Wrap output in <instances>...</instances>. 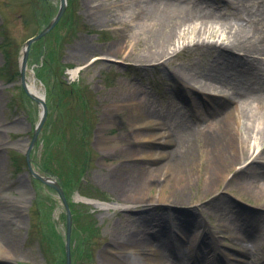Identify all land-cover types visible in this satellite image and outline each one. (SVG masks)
<instances>
[{
  "label": "rangeland",
  "instance_id": "1",
  "mask_svg": "<svg viewBox=\"0 0 264 264\" xmlns=\"http://www.w3.org/2000/svg\"><path fill=\"white\" fill-rule=\"evenodd\" d=\"M70 1L72 2L71 7H68L65 14L67 19L62 18L64 20L59 21L58 27H54L53 32H50L43 40L46 43L41 41L33 46L35 52L32 50L28 61L27 80L28 82L35 81L41 91L47 94L46 99L49 104L48 116L39 137L41 139L44 135L46 141H41L39 145L37 143L33 151H35L36 161L43 163L46 159V149L51 146L52 139L56 134L63 132L64 140L58 141L52 149L50 147L51 151L47 159L54 171L62 170L65 174L74 173V183L70 185L71 198L75 201L74 207L83 215L78 223H87L86 226L91 227L92 225L94 229H92L93 240L89 242L91 255L84 256V258L79 257L77 264H124L120 256L130 250H120L118 243L114 247L111 246L113 232L136 230L141 224L138 217L146 216L154 221L155 218L161 216L162 210L149 204L137 207V204L120 198L114 189L113 183L117 179L116 174H111L114 163L130 162V159L121 154L117 156L113 154L114 144L104 143L101 139L104 137H113L118 140L124 138L122 142L117 143L140 147L148 142L131 139L128 131L145 109L141 108L140 113L134 112L130 110L131 106H124L118 100L113 101L110 95L114 92L128 91L129 86L134 83L140 84L143 88L145 106L152 105L155 108H161L163 112H175L179 109L181 115L194 123L195 111L189 108L193 98L188 96L190 89L183 86L181 79L193 71L197 73L193 83L194 87L203 89L200 81L203 77L200 72L204 68L206 70V66L210 67L218 51L233 41L235 30L248 31L257 22L247 14L232 11L225 14V19L212 21L207 24L208 27H201L202 31H199L200 25H182L175 38L176 46H172L175 50L172 49L171 55L163 59V64L156 62L142 67L134 60H124L122 56L101 58L102 51L113 41L117 38H125V33L119 29L122 25L96 23L88 14L83 0ZM236 1L224 0L232 7H237ZM32 4L40 8V13L43 8H46L43 15L51 10L55 14L59 0H34V2L31 0H0V67L6 64L5 55L12 60L11 66L8 67L10 70H4L3 73L0 70V224L9 220L8 225L12 228L10 230L1 224L5 235L12 241V245L3 246L6 255L0 257V264H47L48 256L40 243H37L36 236L50 230L49 225L52 220L56 229L62 234H65L66 230L64 207L58 194L41 183L36 188L27 170L19 173L14 167L13 151L24 154L22 152L23 142L32 138L41 113L38 103L23 92L18 75L19 60L26 40L46 25L40 22L41 14L38 19L34 17ZM113 12L118 15L120 8H114ZM76 21L79 22L77 26L80 30L74 32L72 23ZM226 21L228 24L225 23ZM45 45L49 51L54 47L55 53L53 58L50 54L47 56L46 61L42 62L41 72H37L35 67L38 62L46 58ZM100 47L102 48L98 49ZM38 49L39 51L36 52ZM231 52L235 56L244 54V51L240 50ZM257 56L264 66V54ZM52 62L58 69L56 70L57 77L54 78H51L52 74L48 73L54 68L51 65ZM65 65H67L65 70L60 72L59 68ZM77 67L81 68L78 73L74 74L73 70ZM9 79L13 81L8 82ZM76 83L87 88L84 91H87L88 115H91V118H87L85 108L76 101L70 108L67 107V111L65 110L66 105L61 107L57 105L61 97L67 96L71 85L72 87L77 86L78 88L75 87V89L78 91L79 86ZM215 86L210 87V91L205 95L206 99L203 100L200 96L201 101L208 108L211 107L210 103H215L217 99L224 97L231 99L234 104H239L240 110L248 109L252 114L257 112L255 104L248 102L250 99L240 102L237 97L238 93L235 95L226 85L215 83ZM195 96L197 97L198 94ZM65 101L68 104L70 102L67 97ZM199 104L202 103L199 101ZM261 111L259 109L255 118V129L249 136H246L244 131L250 121L244 117L240 119L239 131H242L248 139L245 148L248 152L243 153L234 166L224 167L223 176L217 180L215 191L206 193L203 190L209 157L201 151V142L195 139L182 137L186 140L185 144L179 141L177 134H173L171 141L158 144L165 153L158 154L156 158L133 159L132 161L153 167L161 161L170 160L171 173L168 177L164 178L165 173L161 170L155 171L160 180L151 187V192L156 196L173 191L176 175L179 173V175H187L188 169H191L190 162L195 164L191 183L188 182L185 190L188 195L203 199L204 205H201L197 211L199 220L206 229L205 238L215 244L222 255L217 260L211 259L209 263L204 259L196 261V255L193 253L191 256L194 258L191 259V264H216V262L218 264H264V210L260 209L264 205V191L254 186L251 177H248L250 172L247 171L249 165L253 163L257 166L264 165V158L257 157L264 146V132H257L258 128H264L263 120L259 121V117L263 114ZM63 117L69 122L63 123ZM167 125V122L162 119L161 123H151L150 127L153 129L162 127L161 129L166 132ZM69 137H72L71 143L67 142ZM86 138L91 141V161L88 163L89 168L85 173L84 183L80 186V176L83 165L86 164V155L83 154L82 149V146L87 143ZM116 146L118 147L119 144ZM169 150L173 151L168 152ZM38 169L42 171L39 167ZM241 169H243L241 176L236 177ZM225 173L226 177L223 178ZM242 174H244L243 177ZM261 184L259 183L258 186ZM25 186L27 192L23 190ZM253 188L259 191L253 192ZM76 189L97 197L95 199L100 200L99 205L80 201L81 195ZM38 192L41 203L34 205L33 200ZM13 206L20 209V215L14 216L12 213L5 212ZM42 210L43 213L40 215L39 212ZM174 215L173 220L166 219L168 224H178L177 213ZM245 215L263 228L255 235L256 242H240L235 237L241 232L240 228H243L240 224L244 223ZM3 244L2 241L1 245ZM241 247H245L248 254L244 255L239 250ZM47 253L51 256L53 250ZM59 260H61L60 256L56 264H62ZM172 264L183 263L174 261Z\"/></svg>",
  "mask_w": 264,
  "mask_h": 264
},
{
  "label": "bare ground",
  "instance_id": "2",
  "mask_svg": "<svg viewBox=\"0 0 264 264\" xmlns=\"http://www.w3.org/2000/svg\"><path fill=\"white\" fill-rule=\"evenodd\" d=\"M83 1L87 6L88 14L96 23L107 25L119 23L122 25L119 29L125 33V38H117L113 41L102 51L100 57L122 56L124 60H134L142 67L156 62L163 64V59L171 55L172 49L175 50L173 48L176 46L175 38L178 36L182 25H200L199 31H202L201 27H208L207 24L212 21L225 19V14L232 11L247 14L256 20L257 24L248 31L235 30L233 41L218 51L214 63L210 67L206 66V70L204 68L200 72L203 77L200 80L203 89L194 87L193 83L197 73L193 71L181 79L183 86L190 89L188 96L193 98L189 108L196 112H194V123L181 115L179 109L175 112H163L161 108H155L152 105L145 106V98L142 95L143 88L140 84L134 83L129 86L128 91L114 92L110 96L113 101L118 100L124 106H131L130 110L134 112L140 113L141 108L145 109L144 113H140L136 123L133 124L135 127L132 126L128 131L131 139H139L148 143H144L140 147L139 145L117 143L122 142L124 138L118 140L113 137H104L101 139L104 143L114 144L113 154L116 156L121 154L130 159V162L114 163L115 166L111 170V174H116L117 179L113 186L119 197L137 204V207L149 204L162 210L161 216H158L160 218L157 219V217L154 221L146 216L138 217L137 219L141 224L136 230L121 231V233L113 232V244L111 243V246L114 247L118 243L117 246L120 250H130V252L121 254L120 259L123 260V263L172 264L174 261H181L183 264H191V259L194 258L191 256L193 253L196 255V261L204 259L211 263V259H219L221 253L218 252L215 244L205 238L206 229L203 228L199 220L197 209L204 205L203 199L201 197L196 199L188 195L185 190L188 182L191 183L195 164L190 162L191 169H188L187 175H179L180 173L176 175L173 191L168 194L160 193L156 196L151 192V187L160 180L155 171L161 170L165 173L163 177H168L171 173L170 160L161 161L153 167L132 161L133 159L156 158L158 154L165 153L158 144L171 141L173 134H177L179 141L185 142V144L184 138L200 141L201 151L209 157L206 168L207 176L203 185V190L208 193L216 190L217 180L223 176L224 167L234 166L243 153L248 152V149H245L248 139L244 134L249 136L254 131L255 118L259 109L263 113L259 117V121L263 120L264 124V66L262 60L257 56L264 54V0H237V7H232L230 3L224 2V0ZM114 8H120L118 15L114 14ZM227 22L225 23L228 24ZM81 49H83L82 46ZM234 50L244 51V54L235 56L231 52ZM80 68L74 69L73 73H78ZM215 83L226 85L232 89L235 95L238 93L237 97L240 102L250 99L248 102L255 104L257 112L252 114L248 109L240 110L239 104H234L231 99L224 97L217 99L215 103H210L211 107L208 108L201 101L200 96L203 100L206 99L205 95L210 91V87L217 86ZM27 84L36 97L45 96L44 91H41L35 81L28 82L27 80ZM195 94L198 96L196 97ZM213 98L216 99L217 97ZM199 101L202 104H199ZM107 108L109 109L110 106L108 105ZM243 117L250 121L244 134L239 131L241 128L240 119ZM162 119L168 124L166 132L161 129L162 127L158 129L150 127L151 123H161ZM261 131L264 132L263 127L257 129V132ZM26 142L28 144V140ZM26 142H23V148L26 147ZM171 151L173 150L168 152ZM257 157L259 159L264 158V148ZM259 162L262 161L259 160ZM128 171L131 172L127 175ZM242 171L243 169L239 170L236 177H240ZM247 171L250 172L248 177H251L254 186L264 191V165L257 166L253 163L249 165ZM243 176L244 174H242ZM225 177L226 173L223 178ZM259 183H262L261 186H258ZM23 190L27 192L26 186L23 187ZM259 190L253 188L252 191ZM98 203L94 204L99 205ZM7 210L5 212L12 213L14 216L21 214L20 209L14 206ZM176 213L178 224H168L166 219L173 220ZM245 217L244 223L240 224L243 228H240L241 232L237 233L235 237L240 242H256L257 237L255 235L263 228L255 221H251L246 215ZM9 222L7 220L6 223L1 224L11 230L12 228L8 225ZM1 224L0 257L6 255L3 246L12 242L5 235V230ZM2 241L4 242L3 245H1ZM239 244L241 245V243ZM240 251L244 255L248 254L245 247H241Z\"/></svg>",
  "mask_w": 264,
  "mask_h": 264
},
{
  "label": "trees",
  "instance_id": "3",
  "mask_svg": "<svg viewBox=\"0 0 264 264\" xmlns=\"http://www.w3.org/2000/svg\"><path fill=\"white\" fill-rule=\"evenodd\" d=\"M71 7V6H70ZM47 18L46 20L50 17V12L48 14L45 15ZM64 19H67V16L63 17ZM62 19V20H64ZM73 25H75V22L72 23V28ZM54 51L55 48L53 47V50L50 48V52L49 54L51 56L54 55ZM7 68V66H5ZM4 67V69H5ZM75 91L77 93H79V90L77 91L75 89ZM67 105L65 106V110L67 111L68 109L66 108ZM63 123H67L69 121L66 120L65 117H63ZM72 122V121H71ZM71 122L69 123L71 126ZM49 139V138H48ZM47 139V140H48ZM62 141L64 140V135L63 132L62 134H56L54 136V138L52 139V144L51 146H48V148L46 149V159L44 161V166H46V168H50L52 169L51 165L49 164V160L47 159V156H49L50 154V147L51 149L57 144L58 141ZM51 140V139H50ZM51 142V141H50ZM54 145V146H53ZM67 146V143L65 142V147ZM83 152H86L85 146H82ZM16 166L19 168V170H21L23 168L24 163L22 161H19V159H17L15 161ZM58 174L62 177L63 179V185L65 187L67 196H68V192L67 190H69V187L71 184L74 183V173H64L62 170H60L58 172ZM70 176V177H68ZM69 198V197H68ZM41 203V201H37V204ZM70 205L72 208V212H73V218L75 220V227L73 229V238L75 245L72 248V252H73V256L74 257H83L85 255H91L89 251V242L93 240L92 236V225L90 226H86V224H82V223H78V221L81 220V217L83 216L82 213L80 212V210H78L77 208H74L73 203L70 201ZM77 209V210H76ZM51 216V215H50ZM50 226V230L43 232L40 234V236H36V239L38 240V243H40V245L42 246V248L44 249L45 253L48 256V262L47 264H51L53 261V264H56L58 257L60 256L59 260L62 264H65V248H64V236L56 229V225L54 223V221H51ZM94 230V229H93ZM88 244V246H87ZM50 250H53V253L51 256H49V254L47 252H49Z\"/></svg>",
  "mask_w": 264,
  "mask_h": 264
},
{
  "label": "water",
  "instance_id": "4",
  "mask_svg": "<svg viewBox=\"0 0 264 264\" xmlns=\"http://www.w3.org/2000/svg\"><path fill=\"white\" fill-rule=\"evenodd\" d=\"M66 6H67V1L66 0H61V4H60V7H59V11L58 13L56 14V16L54 17V19L50 22V24L39 34L37 35L36 37H33L31 39H29V41L27 42L26 44V47H25V51H24V56H23V61H22V66H21V74H22V80H23V84L24 86L26 87V82H25V69H26V64H27V58H28V52H29V49H30V45L33 41H35L36 39L40 38L41 36H43L51 27H53L56 22L61 18V16L63 15L65 9H66ZM26 90L28 91V88L26 87ZM28 93L33 97L35 98L36 101H38L42 107V115H41V118H40V123L38 124L36 130H35V133H34V137L31 141V144L29 145V147L27 148L26 150V154H27V160H28V164H29V167H30V170L33 172V174L38 177L39 179H41L43 182L55 187L63 201H64V205L66 207V212H67V238H66V253H67V264H71V250H70V238H71V230H72V213H71V209L69 207V204L66 200V197H65V194H64V191L61 187V185L56 182V181H53L52 178H49V177H45L43 175H40L39 173H37L32 165H31V150L37 140V137H38V134H39V131L44 123V120L46 118V115H47V105L45 103V101L40 98V97H36L34 94L30 93L28 91Z\"/></svg>",
  "mask_w": 264,
  "mask_h": 264
}]
</instances>
